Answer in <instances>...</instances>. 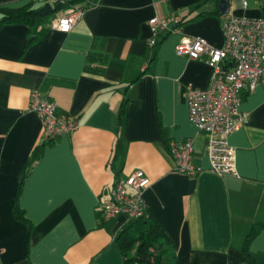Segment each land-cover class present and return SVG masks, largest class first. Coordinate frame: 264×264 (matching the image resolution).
Listing matches in <instances>:
<instances>
[{"label": "crops", "instance_id": "crops-1", "mask_svg": "<svg viewBox=\"0 0 264 264\" xmlns=\"http://www.w3.org/2000/svg\"><path fill=\"white\" fill-rule=\"evenodd\" d=\"M30 0H0L19 7ZM35 6L50 0H35ZM229 11L264 16V0H228ZM219 0H98L67 33L49 27L27 44L24 25L0 29V264H124L113 239L120 214L99 226L96 211L116 179L141 170L147 213L165 231L171 264H233L254 224L264 225V88L243 91L245 122L228 136L235 173L217 175L208 135L188 119V86L205 88L211 70L177 55L183 38L222 41ZM169 22L157 48L148 44L151 17ZM52 19V18H51ZM50 19V20H51ZM37 89L76 130L46 145L18 183L41 142L42 124L29 109ZM125 100L124 120L119 107ZM193 140L195 175L179 173L166 143ZM117 148V157L114 151ZM264 264V228L249 245Z\"/></svg>", "mask_w": 264, "mask_h": 264}, {"label": "built area", "instance_id": "built-area-1", "mask_svg": "<svg viewBox=\"0 0 264 264\" xmlns=\"http://www.w3.org/2000/svg\"><path fill=\"white\" fill-rule=\"evenodd\" d=\"M58 0H50L49 3ZM242 7L247 1L241 0ZM86 7L77 4L58 12L49 27L67 33L83 16ZM222 41L211 45L203 37H183L175 47L177 55L190 59H203L210 67L211 75L205 88L188 86L186 99L188 119L197 129L208 135L206 153L210 170L217 175L235 173V149L228 143V136L246 120L240 112L243 91L264 88V17L236 15L230 11L221 14ZM177 16L169 19L151 17L148 20V44L153 46L160 30L169 22H178ZM29 109L36 113L42 124L41 141L55 140L73 133L76 120L70 115L58 113L55 102L37 89L30 94ZM169 151L175 162V170L195 175L201 168L192 162L193 140L170 141ZM150 179L141 170H134L125 178L116 179L107 195L98 203L103 220L123 214L128 220L147 214L143 191Z\"/></svg>", "mask_w": 264, "mask_h": 264}, {"label": "trees", "instance_id": "trees-1", "mask_svg": "<svg viewBox=\"0 0 264 264\" xmlns=\"http://www.w3.org/2000/svg\"><path fill=\"white\" fill-rule=\"evenodd\" d=\"M35 2V0H30L28 3L15 8L0 6V29L5 25H24L28 37L26 46L43 36L47 23L58 12L77 4L88 8V6L97 3L98 0H58L52 2L53 12L45 16H41L37 12L38 8L45 3L35 6ZM183 23L182 20L176 22L177 25ZM159 44L160 41L157 40L151 47L157 48ZM124 106L125 100L122 101L119 107L118 116L120 124L124 120ZM52 142L53 140L41 141L32 153L29 163L24 169L17 186L14 201V215L18 220L27 221L18 205L22 181L29 171L31 164L37 159L44 147ZM166 146L168 147V143H166ZM117 153L116 148L113 156L114 159H116ZM96 216L99 226L105 227L106 222L103 220L99 209L96 211ZM262 228H264V225L260 223L254 224L251 227L240 245L242 257L233 264H258L256 258L249 251V245ZM169 242L165 231L148 213L144 217L128 220L113 239V244L120 251L124 264H171L166 260L167 256L172 252Z\"/></svg>", "mask_w": 264, "mask_h": 264}, {"label": "water", "instance_id": "water-1", "mask_svg": "<svg viewBox=\"0 0 264 264\" xmlns=\"http://www.w3.org/2000/svg\"><path fill=\"white\" fill-rule=\"evenodd\" d=\"M219 11L221 14L229 11V1L228 0H219ZM38 14L41 16H45L51 12H53V7L49 2H45L43 6L38 8Z\"/></svg>", "mask_w": 264, "mask_h": 264}]
</instances>
